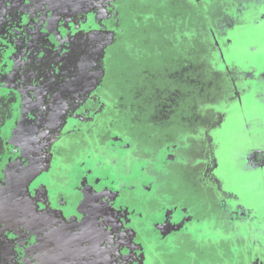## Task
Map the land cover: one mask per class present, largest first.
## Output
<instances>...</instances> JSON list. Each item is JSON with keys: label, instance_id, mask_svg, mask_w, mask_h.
Here are the masks:
<instances>
[{"label": "rangeland", "instance_id": "1", "mask_svg": "<svg viewBox=\"0 0 264 264\" xmlns=\"http://www.w3.org/2000/svg\"><path fill=\"white\" fill-rule=\"evenodd\" d=\"M0 264H264V0H0Z\"/></svg>", "mask_w": 264, "mask_h": 264}, {"label": "flooded vegetation", "instance_id": "2", "mask_svg": "<svg viewBox=\"0 0 264 264\" xmlns=\"http://www.w3.org/2000/svg\"><path fill=\"white\" fill-rule=\"evenodd\" d=\"M97 3H98V2H96V4H97ZM99 3H100V1H99ZM106 3H107V2L105 1L104 4H106ZM71 4H74V2L71 1ZM73 6H75V4H74ZM73 6H72V7H73ZM70 18H71V19H70L69 21L73 22V20H74V21L77 22V23H76V26H77V27H79V25H81L80 23H82V24L84 23V20L81 19L82 17L79 18V20L81 19V21H79V20H75L74 17H70ZM77 19H78V18H77ZM58 25H59L58 21H57V23H53V24H52L53 31H55V30L58 28ZM56 36H59V35L56 34ZM38 98H40V97L38 96Z\"/></svg>", "mask_w": 264, "mask_h": 264}]
</instances>
